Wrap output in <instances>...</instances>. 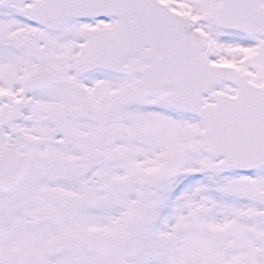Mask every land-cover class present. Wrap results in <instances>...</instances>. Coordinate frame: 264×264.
Segmentation results:
<instances>
[{
    "label": "snow or ice",
    "instance_id": "1",
    "mask_svg": "<svg viewBox=\"0 0 264 264\" xmlns=\"http://www.w3.org/2000/svg\"><path fill=\"white\" fill-rule=\"evenodd\" d=\"M0 264H264V0H0Z\"/></svg>",
    "mask_w": 264,
    "mask_h": 264
}]
</instances>
